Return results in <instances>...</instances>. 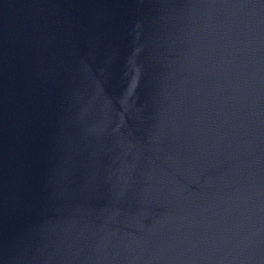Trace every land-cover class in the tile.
<instances>
[{
    "label": "water",
    "instance_id": "1",
    "mask_svg": "<svg viewBox=\"0 0 264 264\" xmlns=\"http://www.w3.org/2000/svg\"><path fill=\"white\" fill-rule=\"evenodd\" d=\"M0 264H264V0H0Z\"/></svg>",
    "mask_w": 264,
    "mask_h": 264
}]
</instances>
